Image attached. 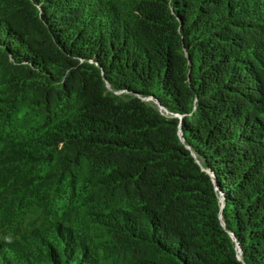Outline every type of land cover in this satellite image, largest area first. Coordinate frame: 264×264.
<instances>
[{"label":"trees","instance_id":"obj_1","mask_svg":"<svg viewBox=\"0 0 264 264\" xmlns=\"http://www.w3.org/2000/svg\"><path fill=\"white\" fill-rule=\"evenodd\" d=\"M1 160L28 264H264V0H0Z\"/></svg>","mask_w":264,"mask_h":264},{"label":"rangeland","instance_id":"obj_2","mask_svg":"<svg viewBox=\"0 0 264 264\" xmlns=\"http://www.w3.org/2000/svg\"><path fill=\"white\" fill-rule=\"evenodd\" d=\"M147 100L152 101L150 98ZM1 161L0 264H14L13 261L28 264L33 261L30 259H34L36 252L31 247L33 235L41 236L52 244L58 238L53 231L64 221L73 219V215L67 211L68 207L61 198L47 192L44 186L31 187L29 178L18 176L10 168L11 165L2 164L4 160ZM21 188H25V191ZM42 248L45 252L48 249L46 244Z\"/></svg>","mask_w":264,"mask_h":264}]
</instances>
